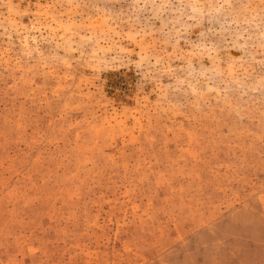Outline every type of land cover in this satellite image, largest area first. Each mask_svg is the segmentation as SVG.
<instances>
[{
	"label": "rangeland",
	"instance_id": "1",
	"mask_svg": "<svg viewBox=\"0 0 264 264\" xmlns=\"http://www.w3.org/2000/svg\"><path fill=\"white\" fill-rule=\"evenodd\" d=\"M0 264H264V0H0Z\"/></svg>",
	"mask_w": 264,
	"mask_h": 264
}]
</instances>
